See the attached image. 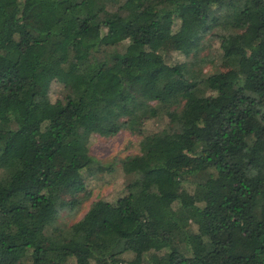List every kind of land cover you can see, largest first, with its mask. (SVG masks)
I'll return each instance as SVG.
<instances>
[{
  "label": "trees",
  "instance_id": "16d2710c",
  "mask_svg": "<svg viewBox=\"0 0 264 264\" xmlns=\"http://www.w3.org/2000/svg\"><path fill=\"white\" fill-rule=\"evenodd\" d=\"M263 136L264 0H0V264H264Z\"/></svg>",
  "mask_w": 264,
  "mask_h": 264
},
{
  "label": "rangeland",
  "instance_id": "374dc122",
  "mask_svg": "<svg viewBox=\"0 0 264 264\" xmlns=\"http://www.w3.org/2000/svg\"><path fill=\"white\" fill-rule=\"evenodd\" d=\"M172 55V54H171ZM174 56V55H172ZM218 70H225L224 67L218 65ZM209 69V68H207ZM60 95V88L52 85L48 92V97L53 102ZM154 126L147 124L142 132L147 134L152 131ZM44 136L38 137V141H43ZM138 137H129L124 132L118 133L110 139H102L95 135L89 138V156L99 162L103 167H110L111 172H103L99 180H93L83 175V184L86 190L90 191L89 198L83 202L77 211L69 218L63 217L65 213H61V220L67 224L79 220L87 211L90 204L98 199L111 201L120 196L123 188V175L120 171L121 165L138 157L136 142ZM260 145H264V136L260 139ZM140 162V161H138ZM73 194L72 190H67V195Z\"/></svg>",
  "mask_w": 264,
  "mask_h": 264
}]
</instances>
